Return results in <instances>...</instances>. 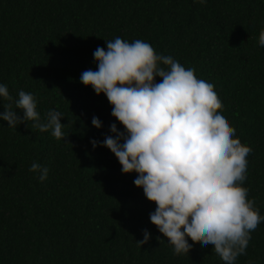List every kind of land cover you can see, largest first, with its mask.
<instances>
[{"label":"trees","instance_id":"obj_1","mask_svg":"<svg viewBox=\"0 0 264 264\" xmlns=\"http://www.w3.org/2000/svg\"><path fill=\"white\" fill-rule=\"evenodd\" d=\"M261 29L264 0H0V83L12 97H0V112L15 107L21 89L31 92L42 118L53 108L64 113L66 135L0 119V264H224L212 244L198 241L186 255L173 254L149 219L155 202L133 183L138 174L122 173L106 146L92 147L90 138L103 140L110 123L124 126L106 95L79 77L96 69L97 46L117 36L147 41L194 68L253 149L243 185L264 215ZM94 115L102 128L91 124ZM33 161L48 166L46 180L29 170ZM145 228L150 239L139 246ZM249 260L264 264V222L236 264Z\"/></svg>","mask_w":264,"mask_h":264},{"label":"clouds","instance_id":"obj_2","mask_svg":"<svg viewBox=\"0 0 264 264\" xmlns=\"http://www.w3.org/2000/svg\"><path fill=\"white\" fill-rule=\"evenodd\" d=\"M106 44V49L97 46L93 52L96 69L84 70L79 80L106 95L111 115L124 127L110 123L103 140L90 138L92 147L106 146L122 173L138 174L133 183L155 202L149 219L173 245V254L186 255L198 241L212 244L224 264H236L246 254L252 230L264 222L243 185L252 147L235 135L214 84L199 78L194 68L186 69L144 40L117 36ZM258 46L264 48V29ZM157 76L162 80L157 82ZM0 97L12 100L4 83ZM14 105H4L0 112L7 126L31 121L40 131L51 129L57 139L66 137L64 113L53 108L42 118L33 93L21 89ZM91 124L103 127L95 115ZM29 170L40 181L48 178L46 165L33 161ZM142 231L139 246L151 235L147 228Z\"/></svg>","mask_w":264,"mask_h":264}]
</instances>
